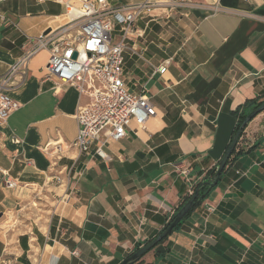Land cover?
<instances>
[{
	"label": "crops",
	"instance_id": "1",
	"mask_svg": "<svg viewBox=\"0 0 264 264\" xmlns=\"http://www.w3.org/2000/svg\"><path fill=\"white\" fill-rule=\"evenodd\" d=\"M138 1L109 0V7ZM189 1L200 7L143 11L127 34L123 79L131 92L147 93L154 115L107 143L108 163L96 144L83 154L66 147L87 98L45 78L49 46L16 74L22 84L9 94L21 107L0 126V264H119L156 237L218 165L236 110L264 98V0ZM70 2L0 3V77L46 31L58 37ZM112 35L121 41L122 26L115 23ZM166 61V72L154 73ZM57 140L64 157L53 169L45 147ZM181 159L189 178L174 168ZM3 171L19 187H7ZM214 187L135 264H264V110Z\"/></svg>",
	"mask_w": 264,
	"mask_h": 264
},
{
	"label": "built area",
	"instance_id": "2",
	"mask_svg": "<svg viewBox=\"0 0 264 264\" xmlns=\"http://www.w3.org/2000/svg\"><path fill=\"white\" fill-rule=\"evenodd\" d=\"M8 0H0V3ZM72 16L68 22L57 29V38L44 34L35 39L19 60L0 77V126L7 124L12 113L21 104L9 91L20 86L15 83L19 70L41 49L49 46L50 58L46 66V79L51 80L54 89L70 84L87 102L81 103L75 113L78 122L77 137L67 148H76L79 153H90L96 144L95 155L105 163L111 160L104 147L110 140L125 138L134 125L145 127L154 115L150 97L146 92L133 93L123 79L124 42L143 11L165 7L169 11L176 8L200 7L189 0H140L120 8H110L109 0H71L69 4ZM213 9H217L214 7ZM1 16V13H0ZM115 23L122 26L123 39L113 41L112 32ZM52 32V31H51ZM76 54V56H75ZM168 61L154 67V73L164 74ZM25 80V76H21ZM61 140L49 143L45 147L51 155V167L56 169L63 156ZM31 163V161H28ZM175 170L186 178L191 168L184 159L174 165ZM62 170H57L59 176ZM5 184L10 188L20 183L4 172ZM212 210V208H209Z\"/></svg>",
	"mask_w": 264,
	"mask_h": 264
},
{
	"label": "water",
	"instance_id": "3",
	"mask_svg": "<svg viewBox=\"0 0 264 264\" xmlns=\"http://www.w3.org/2000/svg\"><path fill=\"white\" fill-rule=\"evenodd\" d=\"M50 30L46 31L44 34H48ZM76 56V54H75ZM264 110V104L258 106L254 110H252L244 120V123L241 127V129L237 132V134L234 136L233 140L231 141L227 151L219 161L217 165V173L216 178L214 181L210 183V188L214 187L220 177L221 174L226 167L234 149L237 146V143L239 141L240 135L243 131V129L248 125V123L257 116L260 112ZM205 182L201 184L200 187H198L190 199L180 208V210L177 212L175 220L171 222L166 229H164L157 237L152 239L151 241L147 242L145 245L141 246L138 250L134 251L131 255H129L127 258L122 260L119 264H135L138 262L148 251H150L152 248H154L161 240H163L165 237L169 235V233L174 229V227L179 223L196 205V201L199 199L201 188L203 187ZM205 196H202L201 198H204Z\"/></svg>",
	"mask_w": 264,
	"mask_h": 264
},
{
	"label": "trees",
	"instance_id": "4",
	"mask_svg": "<svg viewBox=\"0 0 264 264\" xmlns=\"http://www.w3.org/2000/svg\"><path fill=\"white\" fill-rule=\"evenodd\" d=\"M262 104H264V98H262V99H260V98H258V99H252V100H249V101H247L246 103H244L241 107H239L237 110H236V112H235V116L237 117V124H236V127H235V129H234V131H233V137H232V140H233V138H234V136L237 134V132L241 129V127H242V125H243V123H244V120L246 119V117H247V115L252 111V110H254L255 108H257L258 106H260V105H262ZM244 130H245V128L243 129V131H242V133H241V135H240V137L244 134ZM231 140V141H232ZM231 143V142H230ZM230 145V144H229ZM236 152V148L234 149V151H233V153H232V155L234 154ZM231 155V156H232ZM231 158V157H230ZM229 161H230V159H229ZM228 161V162H229ZM216 173H217V166L216 167H214V168H212V169H209L207 172H206V174L203 176V178L202 179H200V181H198L197 183H196V189L198 188V187H200L201 186V184L203 183V182H205L204 183V185H203V187L201 188V191H200V196H199V199L196 201V205L198 204V203H200L201 201H202V199L203 198H201L202 196H207L208 194H209V192H210V190L211 189H213V188H215V187H212V188H210V183L212 182V181H214V179L216 178ZM192 196V195H191ZM191 196H187V197H185L184 198V200H183V202L179 205V207L176 209V211H175V213L171 216V218L169 219V221L167 222V224L165 225V227L160 231V233L164 230V229H166L167 227H168V225L171 223V222H173L174 220H175V217H176V214H177V212L180 210V208L190 199V197ZM195 205V206H196ZM194 209V208H193ZM192 209V210H193ZM192 210L179 222V223H177V225L174 227V229L173 230H175V229H178L181 225H182V223L184 222V220L189 216V214L192 212ZM172 230V231H173ZM159 233V234H160ZM158 234V235H159ZM157 235V236H158ZM156 236V237H157ZM155 238V237H154ZM154 238H152V239H154ZM167 237H165L163 240H161L154 248H152L151 250H153V249H155V248H157L165 239H166ZM152 239H150L149 241H151ZM149 241H147V242H149ZM146 242V243H147ZM141 247V245H139L137 248H136V250H138L139 248ZM136 250H134V251H136ZM150 250V251H151ZM133 251V252H134ZM149 252V251H148ZM131 255V254H130Z\"/></svg>",
	"mask_w": 264,
	"mask_h": 264
},
{
	"label": "rangeland",
	"instance_id": "5",
	"mask_svg": "<svg viewBox=\"0 0 264 264\" xmlns=\"http://www.w3.org/2000/svg\"><path fill=\"white\" fill-rule=\"evenodd\" d=\"M115 36H117L116 33H115Z\"/></svg>",
	"mask_w": 264,
	"mask_h": 264
}]
</instances>
